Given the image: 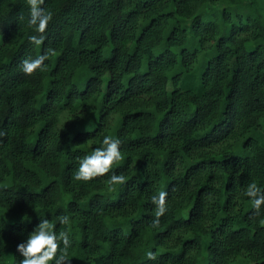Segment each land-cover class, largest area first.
<instances>
[{
	"label": "trees",
	"instance_id": "obj_1",
	"mask_svg": "<svg viewBox=\"0 0 264 264\" xmlns=\"http://www.w3.org/2000/svg\"><path fill=\"white\" fill-rule=\"evenodd\" d=\"M40 6L42 34L28 0H0V264H20L41 218L67 229L61 215L64 264H264V205L246 195H264V0ZM105 135L123 159L75 181ZM112 172L126 177L114 190Z\"/></svg>",
	"mask_w": 264,
	"mask_h": 264
},
{
	"label": "clouds",
	"instance_id": "obj_2",
	"mask_svg": "<svg viewBox=\"0 0 264 264\" xmlns=\"http://www.w3.org/2000/svg\"><path fill=\"white\" fill-rule=\"evenodd\" d=\"M42 0H28L30 8V16L28 23L35 27L37 33H44L48 27L49 21L52 19V12L42 8L40 5ZM43 35L39 38L36 35L30 37L36 45H40L43 41ZM53 54L49 50L44 55H40L35 59H25L22 63V70L26 74H31L37 69L44 70V61L48 56ZM121 141L112 135H105L102 146L96 147L90 154L85 155L79 160V167L73 172L75 181H91L94 177L102 176L109 173L114 163L123 159L120 150ZM126 177L123 174L112 172L109 177L108 184L111 189L123 184ZM260 188L252 183L246 195L252 197V206L259 210L264 205V195H259ZM167 192L161 191L158 195L151 197L152 203L156 206L154 225H159V217L163 216L167 211L166 197ZM62 226L67 225V229H63L57 233L55 226L46 218H41V222L29 234L28 238L18 244L17 250L23 256L20 264H64L70 262L72 253L71 218L68 215L58 217ZM264 223V220H261ZM152 257L151 252L148 253Z\"/></svg>",
	"mask_w": 264,
	"mask_h": 264
}]
</instances>
